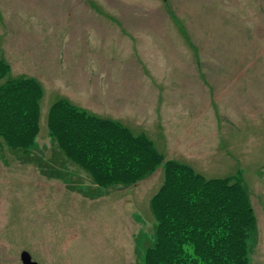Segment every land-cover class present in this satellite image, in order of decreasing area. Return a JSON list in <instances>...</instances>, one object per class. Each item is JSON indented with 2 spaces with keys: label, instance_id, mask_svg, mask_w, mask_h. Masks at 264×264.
<instances>
[{
  "label": "rangeland",
  "instance_id": "374dc122",
  "mask_svg": "<svg viewBox=\"0 0 264 264\" xmlns=\"http://www.w3.org/2000/svg\"><path fill=\"white\" fill-rule=\"evenodd\" d=\"M23 1L39 0L0 2V59L7 77L39 82V133L28 153L0 147V264H18L24 250L42 264H141L137 239L152 232L164 166L126 187L97 185L50 139L61 98L120 120L207 178L242 169L258 225L251 264H264V0L1 9ZM137 157L127 165L140 176Z\"/></svg>",
  "mask_w": 264,
  "mask_h": 264
},
{
  "label": "trees",
  "instance_id": "16d2710c",
  "mask_svg": "<svg viewBox=\"0 0 264 264\" xmlns=\"http://www.w3.org/2000/svg\"><path fill=\"white\" fill-rule=\"evenodd\" d=\"M10 69L0 59V81L6 77L0 83V147L5 141L13 151L28 153L38 143L42 90L34 77H7ZM48 122L51 141L97 185L122 181L126 187L164 166L165 180L151 201L152 232L137 239L141 264H251L258 225L242 169L207 178L186 162L166 160L144 134L138 139L120 120L66 98L51 106ZM138 152L143 170L135 176L127 162Z\"/></svg>",
  "mask_w": 264,
  "mask_h": 264
},
{
  "label": "crops",
  "instance_id": "0c3cea01",
  "mask_svg": "<svg viewBox=\"0 0 264 264\" xmlns=\"http://www.w3.org/2000/svg\"><path fill=\"white\" fill-rule=\"evenodd\" d=\"M1 1H4V0H0ZM46 1H49V0H46ZM11 3H14L13 1ZM6 4V5H2L1 9H32L33 6L35 5H41L42 4H45L46 2H42V0H39V1H28L26 2L27 5H25V1L23 2H19V4ZM3 52H6L4 49H3Z\"/></svg>",
  "mask_w": 264,
  "mask_h": 264
},
{
  "label": "water",
  "instance_id": "95a60500",
  "mask_svg": "<svg viewBox=\"0 0 264 264\" xmlns=\"http://www.w3.org/2000/svg\"><path fill=\"white\" fill-rule=\"evenodd\" d=\"M21 257L24 261V264H37V262L33 261L32 256L29 251L24 250L21 254Z\"/></svg>",
  "mask_w": 264,
  "mask_h": 264
},
{
  "label": "flooded vegetation",
  "instance_id": "af4514ba",
  "mask_svg": "<svg viewBox=\"0 0 264 264\" xmlns=\"http://www.w3.org/2000/svg\"><path fill=\"white\" fill-rule=\"evenodd\" d=\"M23 252V251H22ZM22 254V253H21ZM21 259H20V261L18 262V264H24V261H23V259H22V257H20ZM32 259H33V257H32ZM33 261H35V262H37V264H42V262L40 261V260H35V259H33ZM21 262V263H20Z\"/></svg>",
  "mask_w": 264,
  "mask_h": 264
}]
</instances>
